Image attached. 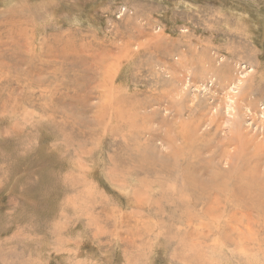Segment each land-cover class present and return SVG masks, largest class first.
Listing matches in <instances>:
<instances>
[{
    "label": "rangeland",
    "instance_id": "obj_1",
    "mask_svg": "<svg viewBox=\"0 0 264 264\" xmlns=\"http://www.w3.org/2000/svg\"><path fill=\"white\" fill-rule=\"evenodd\" d=\"M3 19L0 264H264V0H0ZM12 63L58 67L51 91ZM243 181L258 209L229 204Z\"/></svg>",
    "mask_w": 264,
    "mask_h": 264
},
{
    "label": "bare ground",
    "instance_id": "obj_2",
    "mask_svg": "<svg viewBox=\"0 0 264 264\" xmlns=\"http://www.w3.org/2000/svg\"><path fill=\"white\" fill-rule=\"evenodd\" d=\"M2 23H4L5 24V21H4V19H3V21L1 22L0 21V25H2ZM3 24V25H4ZM7 25H5V28H6V30H8V31H10V29H11V27H6ZM2 28V27H1ZM15 28H17V27H15ZM2 29H4V27L2 28ZM12 30V29H11ZM2 31V30H1ZM20 35H22V34H19L17 37H16V39L18 40V39H20L21 38V36ZM25 37H26V35L27 34H23ZM22 40V39H21ZM7 41H9V44L10 43H15L16 45L15 46H17L18 44H17V42H19L20 40H18V41H16L15 42V38H14V40L12 39V40H10V38H8L7 40H6V42ZM1 42V41H0ZM3 42H5V39H4V41ZM20 42H22V41H20ZM14 43L12 44V45H10L11 47H13V45H14ZM40 43V42H39ZM4 44V43H3ZM20 44V43H19ZM23 44V43H22ZM21 44V45H22ZM25 44H27V43H25ZM37 44V43H36ZM1 45V44H0ZM7 45H8V43H7ZM4 46H6V45H4ZM19 46V45H18ZM34 46V45H33ZM2 47V46H1ZM11 47H9V49L11 48ZM38 47V46H37ZM156 47V46H155ZM16 48V47H15ZM18 48V47H17ZM12 49V48H11ZM36 49H40V50H38L36 53H35V55H36V57H38V55L40 56L41 55V53H42V50H41V47L40 48H36ZM18 51H19V49H17ZM32 50V49H31ZM10 51V50H9ZM0 52L2 53V51L0 50ZM41 52V53H40ZM12 53V54H11ZM3 55H4V53H3ZM17 55V53H16V50H11L10 52H9V54H7V57H8V59H10L11 61H17V60H15V56ZM19 56H21L22 58L23 57H25L23 54H18ZM28 55H30V54H28ZM34 55V56H35ZM49 55V54H48ZM2 56V55H1ZM53 56V55H52ZM32 58H34V57H32ZM4 58H2V57H0V63L2 62V63H4ZM38 60H42V57L40 56V58L39 59H37V58H35V63H37V61ZM35 63L33 64L32 63V65H30L29 66V68H33V67H35L33 70H28V69H26V68H24V69H21L20 71L19 70H17V68L15 67V65L12 63V70H11V67H10V71L9 70H7V71H5L4 73H6L7 74V80L8 81H10V83L11 82H13V83H17L18 84V82H20V83H23L22 84V86H19V87H22V89L23 88H26L25 90H30V87L33 85V87H35V88H39V87H41V92H49V91H51L50 90V87H49V89L48 88H46V87H44V86H42L41 84H45V86H47V85H50L51 84V82L49 81V79H47L46 78V76H40V74H44V70H46V71H48V70H52V68H53V70L51 71V72H49V73H55L56 71H57V69H58V67H49V66H44V64L43 63H40V64H36L35 65ZM39 63V62H38ZM5 64H7V63H5ZM48 65V64H47ZM6 66V65H5ZM37 66H39V67H37ZM5 76V75H4ZM0 77H2V76H0ZM4 78V77H3ZM20 78H24L25 79V81H23V79H20ZM2 79V78H1ZM21 80V81H20ZM18 81V82H17ZM66 81H68V83H70L69 82V80L67 79ZM61 82V81H60ZM59 82V83H60ZM63 83H65V82H63ZM67 83V82H66ZM60 84H62V82L60 83ZM59 84V85H60ZM9 85V84H8ZM21 85V84H20ZM57 85V84H56ZM48 87V86H47ZM10 88H11V86H10ZM13 88V87H12ZM56 89V88H55ZM58 89V88H57ZM21 90V89H20ZM19 90V91H20ZM35 90V89H34ZM39 91V90H38ZM24 92V91H23ZM27 92H29V91H27ZM21 94V93H20ZM20 96V95H19ZM36 96V95H35ZM34 96V97H35ZM6 97H8L7 95H6ZM11 97V96H10ZM17 97V96H16ZM22 97H23V95H22ZM21 97V98H22ZM26 97V96H25ZM41 97V96H40ZM39 98V97H38ZM42 99H43V97H41ZM40 98V99H41ZM1 99H2V97H1ZM52 99V98H51ZM3 100V99H2ZM15 100V99H14ZM25 100V99H24ZM38 100V99H37ZM18 101V100H17ZM49 101V103L52 101V100H48ZM47 101V102H48ZM1 102V101H0ZM23 102V101H22ZM38 102V101H37ZM1 103H3V102H1ZM49 103H48V105H49ZM2 105V104H1ZM30 105V104H29ZM35 105H37V107H41L40 108V110L41 111H44L47 107H44L41 103H36ZM20 107H23L22 106V103H20V105H19ZM28 106V105H27ZM31 106V105H30ZM1 107V106H0ZM25 107V106H24ZM49 107V106H48ZM32 108V107H31ZM34 108V107H33ZM35 109V108H34ZM49 109V108H48ZM47 109V110H48ZM113 110H117L116 109V107L113 109ZM40 111V112H41ZM48 113H49V111H47ZM30 113L32 114V113H34L33 112V110H31L30 111ZM28 114H29V112H28ZM35 115H37V114H35ZM38 117V116H37ZM38 119H40V118H38ZM42 119H43V117H42ZM41 119V120H42ZM99 120H101V118H99ZM120 121H121V119H119ZM38 122V121H37ZM41 122V121H40ZM43 122V121H42ZM81 122V121H80ZM78 123V124H80L81 125V123ZM73 123H76V121H74ZM56 130H60L61 132L60 133H63V137H64V141H65V143L64 144H66V146L68 145V146H71L72 144H73V140H71V139H73V138H75L76 137V135H70V133H68V132H66V129L64 128V127H62V125H59L58 124V122L56 123V125L55 126H53ZM71 130V129H70ZM9 131V130H8ZM7 131V132H8ZM73 132L72 133H75L76 131H74V130H72ZM78 131H79V129H78ZM58 132V131H57ZM6 133V132H5ZM80 135V134H79ZM56 136V135H55ZM60 136H62V134L60 135ZM56 137H58V136H56ZM62 140V139H61ZM62 140V141H63ZM79 143V142H78ZM191 167L192 166H189V165H185V171H188V170H191ZM184 171V172H185ZM219 184V183H218ZM263 184V181H262V183H261V185ZM175 185V184H174ZM205 185V184H204ZM171 186V185H170ZM173 186V185H172ZM178 186V185H177ZM176 186V187H177ZM242 186H243V189H241V190H236V191H234L233 193H231V191L230 192H227V193H224L225 195H227V196H229V199H228V202H229V204H232V203H236V204H238V203H244L245 205H252L254 208L257 206L256 204H259V201H260V199L264 196L263 195V193L261 192L260 193V195L258 196V195H256V196H258V197H252V196H250V195H248V194H250L251 192L250 191H252V193H253V190H251L252 188H255L256 186L254 185V184H252V183H248V182H246L245 183V181H243L242 182ZM263 186V185H262ZM261 186V187H262ZM259 187H260V184H259ZM258 187V188H259ZM264 187V186H263ZM139 189V188H138ZM264 189V188H263ZM255 190V189H254ZM261 190V189H260ZM177 191H181V189H179L178 188V190ZM178 192V193H179ZM256 192V191H255ZM254 192V193H255ZM260 192V191H259ZM201 193L203 194V195H207L208 194V192L206 191V189L204 188V187H202V189H201ZM254 193L252 194V195H254ZM256 194H258V193H256ZM263 195V196H262ZM262 196V197H261ZM169 198V197H168ZM174 198H176V200L178 199V197H174ZM173 199V198H172ZM213 199V198H212ZM175 200V199H174ZM173 200V201H174ZM179 200H181V198H179ZM264 200V199H263ZM262 200V201H263ZM209 199H207V201H206V203H209ZM258 202V203H257ZM202 204H204V203H202ZM201 204V202L199 201V200H197V199H195L194 201H193V205H191V207H195V206H198V205H202ZM210 204V203H209ZM206 205H208V204H206ZM261 205V204H260ZM260 205H259V207H260ZM156 207V206H155ZM174 207V206H173ZM218 208H219V206H217ZM177 208V207H176ZM179 208V207H178ZM177 208V209H178ZM182 208V207H181ZM196 208V207H195ZM257 208V207H256ZM264 208V207H263ZM153 209H155V208H153ZM258 209V208H257ZM256 209V210H257ZM156 210V209H155ZM190 210V209H189ZM232 210V209H231ZM262 210V209H261ZM184 212V211H183ZM259 212H261L262 213V211H259ZM264 212V211H263ZM187 214V213H186ZM260 213H258V215H259ZM182 215H184V214H182ZM191 215V214H190ZM205 216L207 215V214H204ZM211 215V214H210ZM261 217H262V214L260 215ZM191 217V216H190ZM209 218H211V217H209ZM189 219V218H188ZM201 219V218H200ZM261 219H263L264 220V217L263 218H261ZM187 220V219H186ZM190 220H192V219H190ZM189 221V220H188ZM54 225V224H53ZM61 225V224H60ZM263 226H264V224H262ZM57 226V225H56ZM56 226L54 227V228H56ZM261 227V226H260ZM58 228V227H57ZM264 228V227H263ZM2 229V228H1ZM261 229V228H260ZM210 230V229H209ZM56 232V231H55ZM205 233V232H204ZM216 233V232H215ZM239 235V234H238ZM261 236V235H260ZM240 238V237H239ZM263 238V237H262ZM214 240V239H213ZM219 241V240H218ZM235 241V240H234ZM184 246V245H183ZM193 247V246H192ZM245 252V251H244ZM243 252V253H244ZM247 253V252H246ZM201 259H202V257H201Z\"/></svg>",
    "mask_w": 264,
    "mask_h": 264
}]
</instances>
